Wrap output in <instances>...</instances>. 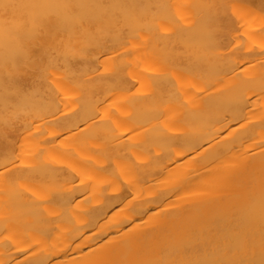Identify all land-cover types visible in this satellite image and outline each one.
Segmentation results:
<instances>
[{
  "label": "bare ground",
  "instance_id": "bare-ground-1",
  "mask_svg": "<svg viewBox=\"0 0 264 264\" xmlns=\"http://www.w3.org/2000/svg\"><path fill=\"white\" fill-rule=\"evenodd\" d=\"M0 264H264V0H0Z\"/></svg>",
  "mask_w": 264,
  "mask_h": 264
}]
</instances>
